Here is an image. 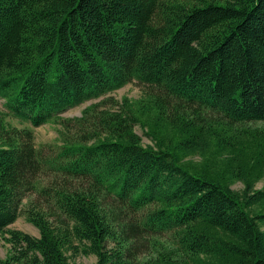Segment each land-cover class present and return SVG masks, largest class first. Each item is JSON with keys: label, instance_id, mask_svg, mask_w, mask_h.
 <instances>
[{"label": "trees", "instance_id": "1", "mask_svg": "<svg viewBox=\"0 0 264 264\" xmlns=\"http://www.w3.org/2000/svg\"><path fill=\"white\" fill-rule=\"evenodd\" d=\"M0 98L1 264H264V0H0Z\"/></svg>", "mask_w": 264, "mask_h": 264}, {"label": "rangeland", "instance_id": "2", "mask_svg": "<svg viewBox=\"0 0 264 264\" xmlns=\"http://www.w3.org/2000/svg\"><path fill=\"white\" fill-rule=\"evenodd\" d=\"M146 88L139 84L138 82L134 81L123 88L116 90L115 92L109 94L118 100H121L122 97L127 96L131 100H136L141 98L144 95ZM108 95V96H109ZM93 101H89L87 103H84L80 106H76L74 108H71L67 110L66 112L59 115L61 118H74L81 116V113L83 109L91 104ZM6 109L4 107V100L0 98V113H5ZM8 121L19 128H31L34 131L35 134V143L37 147L42 146L43 144H53L57 142L58 139V129L59 126L54 123H48L44 124L40 127L33 128L30 126L27 122L18 121L12 118H8ZM263 128L264 127V121L261 122H247L245 124H237L234 125L235 129H242V128ZM136 132L141 136L142 143L144 145H153L150 138H148L145 134L143 129L140 126L135 127ZM195 161H199L200 157L193 158ZM263 185V182L257 183L256 187L261 188ZM244 185L241 182H238L234 184L233 188L235 190L241 191L243 189ZM11 229L24 231L26 233H29L34 236H39V231L37 228H35L32 224L28 223L25 219V216L22 214L19 216V218L10 226ZM11 253V244L7 243L3 239L0 240V264L2 261H4L7 256ZM71 257L70 262L72 264H96L97 258L94 255H84L82 253H76L75 251L68 252V256Z\"/></svg>", "mask_w": 264, "mask_h": 264}]
</instances>
